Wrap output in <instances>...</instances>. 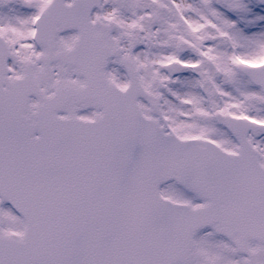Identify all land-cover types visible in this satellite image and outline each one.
I'll return each instance as SVG.
<instances>
[{
    "label": "snow or ice",
    "instance_id": "snow-or-ice-1",
    "mask_svg": "<svg viewBox=\"0 0 264 264\" xmlns=\"http://www.w3.org/2000/svg\"><path fill=\"white\" fill-rule=\"evenodd\" d=\"M0 264H264V0H0Z\"/></svg>",
    "mask_w": 264,
    "mask_h": 264
}]
</instances>
